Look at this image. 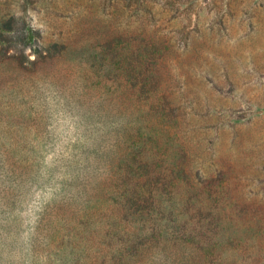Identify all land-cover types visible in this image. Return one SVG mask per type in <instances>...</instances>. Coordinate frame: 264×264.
Returning a JSON list of instances; mask_svg holds the SVG:
<instances>
[{
    "label": "rangeland",
    "instance_id": "1",
    "mask_svg": "<svg viewBox=\"0 0 264 264\" xmlns=\"http://www.w3.org/2000/svg\"><path fill=\"white\" fill-rule=\"evenodd\" d=\"M102 1L34 0L29 18L45 44L76 40ZM217 2L148 30L173 46L160 95L178 135L127 131L116 71L0 66V264H264V0ZM107 11L139 27L121 2ZM141 83L144 102L157 84Z\"/></svg>",
    "mask_w": 264,
    "mask_h": 264
},
{
    "label": "trees",
    "instance_id": "2",
    "mask_svg": "<svg viewBox=\"0 0 264 264\" xmlns=\"http://www.w3.org/2000/svg\"><path fill=\"white\" fill-rule=\"evenodd\" d=\"M113 1L121 2L126 11L139 13L138 28L132 29L130 23H117L120 16L110 17L107 10ZM33 3L34 0H20L21 14L12 10L4 14L0 7V66H5L15 74L32 77L40 74L44 66L71 65L80 59V65L90 71L89 75H85L84 83L87 84L95 77L98 84H103L105 76L116 71L123 81L127 131L139 137V128L146 126L148 130L149 126H164L168 123L175 131L174 135H178L181 124L176 110H165V98L160 95V81L168 72L166 62L173 52V46L171 42L158 37V30L154 33L148 30H152V25L159 22L156 17L163 13L183 17L191 23V18L198 16L204 5L213 4L219 8L217 0H103L100 2V11L88 12L79 19L74 30V36L79 39L69 41L61 38L47 44L42 42L41 30L31 24L29 8ZM92 39L97 42L93 43ZM187 39L188 34L184 33L180 41ZM28 49H32L36 55L35 60L27 55ZM139 78H142L141 84L144 86L150 80L157 84L152 97L146 98L144 102L139 100ZM143 107L149 109L145 111ZM152 108L158 109L154 115ZM139 113H142L141 117ZM154 148L159 153V148ZM150 196L141 199L149 201L159 198L153 194Z\"/></svg>",
    "mask_w": 264,
    "mask_h": 264
}]
</instances>
